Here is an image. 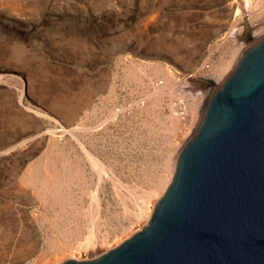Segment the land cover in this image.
<instances>
[{
  "label": "rangeland",
  "instance_id": "374dc122",
  "mask_svg": "<svg viewBox=\"0 0 264 264\" xmlns=\"http://www.w3.org/2000/svg\"><path fill=\"white\" fill-rule=\"evenodd\" d=\"M256 11L264 0H0V264L94 259L140 231L194 135L180 81L222 82L231 31ZM27 171L57 184L27 185Z\"/></svg>",
  "mask_w": 264,
  "mask_h": 264
},
{
  "label": "water",
  "instance_id": "95a60500",
  "mask_svg": "<svg viewBox=\"0 0 264 264\" xmlns=\"http://www.w3.org/2000/svg\"><path fill=\"white\" fill-rule=\"evenodd\" d=\"M62 264H264V37L209 98L148 223Z\"/></svg>",
  "mask_w": 264,
  "mask_h": 264
},
{
  "label": "bare ground",
  "instance_id": "6f19581e",
  "mask_svg": "<svg viewBox=\"0 0 264 264\" xmlns=\"http://www.w3.org/2000/svg\"><path fill=\"white\" fill-rule=\"evenodd\" d=\"M247 1V0H246ZM261 12V11H260ZM260 14V13H259ZM256 12H253V15L249 14L247 15V20L245 19V21L242 23V26L244 27V33L242 36H236V31L239 30V26H235V28L231 31V36L235 38V40L237 41V44H239V47L236 45V48L234 49V52L236 53L235 57H234V60H232L231 62H229L227 65H225V67L223 68V72L226 73V74H231L232 71L234 70V68L236 67L240 57L242 56V54L244 53L245 50H247L250 46L256 44L260 39H262L264 37V18L263 19H260V15H259ZM260 19V20H259ZM242 22V21H241ZM241 26V27H242ZM242 29V28H241ZM245 39L247 40H250V44H248L247 46H242L243 45V42L245 41ZM241 49V50H240ZM238 51H240L238 53ZM232 68V69H231ZM232 70V71H231ZM231 71V72H230ZM229 74V75H230ZM228 75V76H229ZM227 76V77H228ZM226 77V78H227ZM168 78V76H167ZM225 78V79H226ZM170 78H168V81H169ZM224 79V80H225ZM216 80V81H215ZM219 80H222V77H220L219 79H216V77L214 78L213 77V80L212 79H207V78H203V77H197L195 74H192V75H189L187 76L186 78L182 79L180 81L181 85L183 87L186 88V91L189 92L191 95V98L193 99V102L191 105H188V103H184V102H180V104L176 105V111L178 110V112L180 111H187V109H189V106H190V109L187 111L188 115L186 118H184V122L183 123L184 125L185 124H188L189 128H192L193 130V133L198 129L200 123H201V120H202V117H203V114H204V111H205V108H206V105H207V102L209 100V98L211 97V95L220 87V85L223 83V81H219ZM219 81V82H218ZM180 85V86H181ZM208 88V89H206ZM180 91V90H179ZM180 93V92H179ZM88 94V95H86ZM92 94V89H87V90H84L80 93V97H87L89 95ZM187 94V93H186ZM83 95V96H82ZM180 97V96H179ZM177 98V97H176ZM186 98V96H185ZM185 100V99H184ZM72 103L70 102H60L58 100L54 101H50L49 103V107L52 111L55 110L56 113H64V114H69V115H72L73 114V111H74V106L72 105ZM48 108V107H46ZM54 109V110H53ZM48 110V109H47ZM50 110V111H51ZM175 110V109H174ZM53 113V112H52ZM58 115V114H57ZM182 116V113L181 114H177L175 116V122L178 124L179 121L177 120H180L178 118H180ZM186 115V114H185ZM179 116V117H178ZM174 119V118H173ZM181 122V120H180ZM179 122V123H180ZM181 124V123H180ZM182 124V125H183ZM64 130V129H63ZM186 132L182 133L181 136H179L181 139V142L184 143L186 142V139L189 138L190 139V129L186 128ZM189 130V132H188ZM66 132V130L64 131V133ZM192 137V136H191ZM187 139V140H189ZM188 142V141H187ZM182 143H178V148L177 151H175V154H173V156L171 157V163L169 165V170L167 175L164 174V180L161 182L163 183V185H161V188H163V191L162 193L159 195V198L156 200L155 204L153 205V207L151 208L150 212H146V208L143 209L142 212H140V214H138V217L137 219H141V220H144V218L146 219L144 225H146L154 211V208H155V205L157 204V202L160 200V198L163 196L164 192L166 191L167 187L169 186V184L171 183L172 181V178H173V175H174V172H175V168H176V162H177V158L179 156V153L182 149H180V145L182 146ZM186 144V143H185ZM89 154L87 153V157L89 159V161L92 162V164H94L93 162L97 159H95L94 157L92 156H88ZM92 158H94L95 160L92 161L90 160ZM48 159V158H47ZM51 161H53L52 159H50ZM97 161H95V164H96V168H99V166L97 167V164L98 162L96 163ZM169 162V161H168ZM47 164V163H46ZM169 164V163H168ZM40 165V164H39ZM38 165V166H39ZM45 165V164H44ZM43 165V168L45 169V166ZM100 165V164H99ZM48 166V165H46ZM94 166V165H93ZM101 167V165H100ZM36 168V167H35ZM32 167H29L28 171H32V172H35L36 169ZM42 168V166H41ZM52 168V167H51ZM50 168V169H51ZM168 168V167H167ZM39 169V168H38ZM78 169V168H77ZM95 169V167L93 168ZM102 169V167H101ZM46 170V169H45ZM97 170V169H96ZM100 169H98L99 171ZM27 171V174L26 176L22 179L24 183H26L27 185H32L34 183H37V182H41L42 184V187L45 189V190H52L54 188V186L57 184V181L58 180H54L53 176L51 174V172H47L45 173V175L43 176H39L38 174H35V175H32L30 177L29 173ZM51 171V170H50ZM54 171V170H53ZM101 171V170H100ZM166 171V172H167ZM39 171H37L38 173ZM43 174V173H42ZM53 174H55L53 172ZM58 174V173H57ZM37 175V176H36ZM73 177V176H72ZM62 178V177H61ZM64 178V177H63ZM62 178V179H63ZM60 180V179H59ZM66 181V180H65ZM59 183V182H58ZM60 189V188H59ZM50 190V191H51ZM49 191V192H50ZM55 192V191H54ZM62 194V193H61ZM57 195V194H56ZM55 196V195H54ZM64 196V195H63ZM60 197V196H59ZM149 197H152V196H149ZM58 198V197H57ZM56 198V199H57ZM98 211V210H97ZM99 213V211H98ZM97 213V214H98ZM99 216V215H98ZM97 216V217H98ZM96 218V216H95ZM99 219V217L97 218V220ZM95 222V221H94ZM143 225V226H144ZM92 237V236H91ZM92 240V239H91ZM58 243V242H57ZM58 246V245H57ZM60 248V247H59ZM55 249V248H54ZM61 250V249H60ZM56 252V251H55ZM64 251L62 250V254H60L61 252H59L58 255H65V253H63ZM30 254V253H29ZM29 254L25 255L24 256V259L29 257ZM73 254H70L69 257H66V259H64L65 261H68V260H73L74 257H72ZM31 257V256H30ZM76 259V258H75ZM78 259V257H77ZM27 260V259H26ZM85 260V259H83ZM65 261H63L62 263H64ZM26 262V261H24ZM29 262V261H28ZM30 263V262H29Z\"/></svg>",
  "mask_w": 264,
  "mask_h": 264
}]
</instances>
